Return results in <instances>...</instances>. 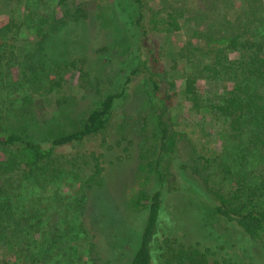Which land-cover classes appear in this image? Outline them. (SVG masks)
I'll return each mask as SVG.
<instances>
[{"label": "rangeland", "instance_id": "374dc122", "mask_svg": "<svg viewBox=\"0 0 264 264\" xmlns=\"http://www.w3.org/2000/svg\"><path fill=\"white\" fill-rule=\"evenodd\" d=\"M83 1L91 6L86 21L75 18ZM144 2L148 37L141 40L131 0H76L67 7H61L60 0H0V30L5 35L0 45L2 132L25 134L48 145L54 137L80 129L108 95L126 88L104 133L58 149L52 161L34 167L27 179L22 173H2L0 200L11 201L12 218L0 222V259L131 264L146 220V211L133 210L131 199L141 196V183L148 178V191L160 187L149 172L161 158V170L173 173L168 180L175 192L166 201L177 225L183 223L193 241L204 242L213 231L226 243L227 254L244 255L239 232L210 215L211 196L197 177L229 197L237 193L243 164L229 146L227 122L212 109H192L183 91L190 76L201 75L202 106L218 104L232 79L204 71L216 59L201 50L240 58L229 45L236 38L247 39L259 13L264 17V0ZM168 14L173 23L164 25ZM172 24L176 28L170 29ZM260 34L264 37V30ZM148 55L154 56L150 64L163 82V93L167 89L173 96L170 117L178 142L173 157H160L158 104L149 84L139 76L127 85L138 59ZM75 59L85 60L87 77L69 66ZM228 152L234 155L230 159ZM93 153L103 155L101 185L91 180ZM151 251L155 258V249Z\"/></svg>", "mask_w": 264, "mask_h": 264}, {"label": "trees", "instance_id": "16d2710c", "mask_svg": "<svg viewBox=\"0 0 264 264\" xmlns=\"http://www.w3.org/2000/svg\"><path fill=\"white\" fill-rule=\"evenodd\" d=\"M75 1L60 0V6L67 7L70 2L74 3ZM131 3L137 13L134 24L140 31L141 40H143L148 37L147 5L144 0H131ZM90 11L91 6L88 1H83L77 6L75 18L86 21ZM262 15L259 13V17L255 20L254 30L256 32L253 29L250 30L244 42H240L236 38L230 43L229 49L240 55L237 60H230L213 49L201 50L206 57L214 56L216 59L215 65H205L204 71H211L215 77H219L223 73L232 79L231 86L223 89L224 96L218 104H211L209 107L202 106L201 98L204 95L205 79L201 75L190 76L183 91V95L192 109L195 111L212 109L218 118L227 122L229 146L233 148L236 152L234 154L243 164L240 169L237 193L229 197L220 191L212 190L206 186L207 183L201 176L197 177L204 181L200 180L211 196L208 201L210 215L239 232L245 246L244 255L227 254L226 243L213 231H210L209 236L205 235L204 242L193 241L187 236L184 227H182L183 223L177 225V218L174 217L173 211H169L166 201V197L175 192L174 183L168 180L169 177H173V173H170L169 169L165 172L161 170V158L156 161V166L149 172L160 187L155 191H148L147 185L150 182V178H148L141 183L142 188L139 190L141 196L138 199L134 197L131 199L133 210L146 211L140 245L131 264H264V210H261L264 209V37L260 34L264 30V17H260ZM169 17L172 16H168L169 21L163 22L164 25L173 23L170 22ZM171 27L170 29L176 28L174 24ZM3 32L4 30H0V45L1 38L5 37ZM168 34H171V31H168ZM153 59L154 56L148 55L145 59L141 56L127 79V85L139 76H143L146 83L149 84L153 98L158 104L160 157H173L178 145L170 117L173 109V96L167 89L163 93L165 90L162 88L163 82L158 79L155 68L150 64ZM85 65L84 59H75L69 63V66L76 69L81 78L88 75ZM125 91L126 88L120 93L108 95L88 115L80 129L56 136L48 145L35 142L25 134L0 130V179H3L1 177L3 172H11L16 175L22 173L27 179L33 175L34 167L52 161L58 149L82 145L90 138L104 133L107 129V120L115 109L117 101L125 95ZM28 102L29 100H27ZM15 151L21 153L17 152L15 155L13 154ZM18 155H22L21 158ZM226 156L227 159H230L234 155L228 152ZM91 158L94 162V173L91 180L101 185L104 180L103 155L93 153ZM220 160H222L221 156ZM224 168L228 169V165L224 164ZM142 170L146 169L142 168ZM230 173L228 169L227 174ZM196 174L195 172L193 175ZM11 210V201L0 200V222L11 220L12 213H9ZM197 211L200 212L199 207L196 209ZM175 225L177 228L172 230ZM13 230L16 231V227ZM10 245L13 250V244ZM151 247L156 251L155 258ZM0 264L35 263L31 258L24 261L20 259L17 262L0 259ZM100 264L111 263L107 260Z\"/></svg>", "mask_w": 264, "mask_h": 264}]
</instances>
